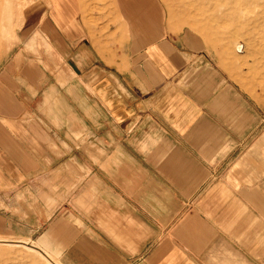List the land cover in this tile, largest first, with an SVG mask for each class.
Masks as SVG:
<instances>
[{"label": "crops", "instance_id": "crops-1", "mask_svg": "<svg viewBox=\"0 0 264 264\" xmlns=\"http://www.w3.org/2000/svg\"><path fill=\"white\" fill-rule=\"evenodd\" d=\"M46 1L0 70V236L61 264H264L259 107L146 0L117 26Z\"/></svg>", "mask_w": 264, "mask_h": 264}, {"label": "rangeland", "instance_id": "rangeland-1", "mask_svg": "<svg viewBox=\"0 0 264 264\" xmlns=\"http://www.w3.org/2000/svg\"><path fill=\"white\" fill-rule=\"evenodd\" d=\"M6 1L14 10L11 39L1 35ZM80 1L97 11L107 26L119 24L117 0ZM45 5L49 6L46 0H0V70L23 47L34 27L32 17H42ZM145 5L159 11L162 24L182 32L196 51L221 66L259 107L264 120V0H146ZM19 232L18 237L11 232L0 236V264H61L45 247L48 240L42 232L28 237L21 226Z\"/></svg>", "mask_w": 264, "mask_h": 264}, {"label": "bare ground", "instance_id": "bare-ground-1", "mask_svg": "<svg viewBox=\"0 0 264 264\" xmlns=\"http://www.w3.org/2000/svg\"><path fill=\"white\" fill-rule=\"evenodd\" d=\"M4 7L2 9V15H1V35L3 37H7L9 39L12 38V31H11V19L14 17L13 13L14 10L10 7L9 3L6 1L5 4L3 3Z\"/></svg>", "mask_w": 264, "mask_h": 264}]
</instances>
